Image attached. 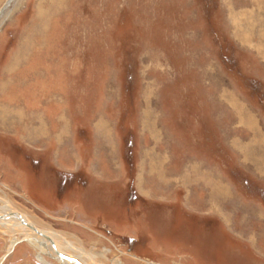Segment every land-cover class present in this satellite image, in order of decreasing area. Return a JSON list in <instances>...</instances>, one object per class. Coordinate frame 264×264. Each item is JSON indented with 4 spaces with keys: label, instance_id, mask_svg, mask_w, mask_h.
Here are the masks:
<instances>
[{
    "label": "rangeland",
    "instance_id": "1",
    "mask_svg": "<svg viewBox=\"0 0 264 264\" xmlns=\"http://www.w3.org/2000/svg\"><path fill=\"white\" fill-rule=\"evenodd\" d=\"M0 196L107 264H264V0H0Z\"/></svg>",
    "mask_w": 264,
    "mask_h": 264
},
{
    "label": "bare ground",
    "instance_id": "2",
    "mask_svg": "<svg viewBox=\"0 0 264 264\" xmlns=\"http://www.w3.org/2000/svg\"><path fill=\"white\" fill-rule=\"evenodd\" d=\"M0 202V228L11 236L10 249L16 243L25 241L35 250V256L42 264H50L47 257L54 259L57 264L108 263L103 260L107 258V248L97 251L92 246L86 249L78 239H71L57 230L38 227L33 218L18 211L7 196H0ZM109 264H120V261L113 258Z\"/></svg>",
    "mask_w": 264,
    "mask_h": 264
},
{
    "label": "built area",
    "instance_id": "3",
    "mask_svg": "<svg viewBox=\"0 0 264 264\" xmlns=\"http://www.w3.org/2000/svg\"><path fill=\"white\" fill-rule=\"evenodd\" d=\"M149 264H151V263L149 262Z\"/></svg>",
    "mask_w": 264,
    "mask_h": 264
}]
</instances>
